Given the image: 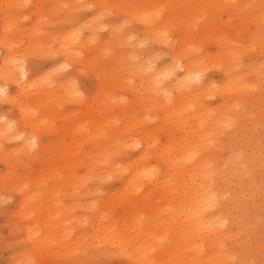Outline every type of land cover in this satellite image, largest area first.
<instances>
[{
    "label": "bare ground",
    "instance_id": "1",
    "mask_svg": "<svg viewBox=\"0 0 264 264\" xmlns=\"http://www.w3.org/2000/svg\"><path fill=\"white\" fill-rule=\"evenodd\" d=\"M145 1L142 5L126 0L127 4L119 7L105 0H72L75 4L81 2V7L76 9H88L90 16L83 19L79 16L80 11H73L77 15L59 21L71 22L63 26L65 28H45L47 36L29 39L21 50L14 49L17 40L8 38V27L4 26L0 17V105H8L15 113H0V143L2 140L21 138L15 147L17 151L35 161L31 152L37 146L34 154L42 159L40 167L26 175L31 184L30 193L23 195L22 188L21 191L17 188L20 200L15 203L14 216L24 220L22 230L25 239L40 259L41 255L48 253L44 247L45 241L49 240L46 237L51 236V229L55 231L57 227L46 221L49 218L47 209L40 210L42 208L35 204V200L42 196L39 185L44 179L54 181L82 148L79 156H90L95 183L106 177L122 178L121 192L132 188V191L140 190L135 191L136 200L132 206L130 201L120 200L119 197L116 200L123 213L127 209L137 213L145 207L147 218L135 219L144 221L136 223V231L142 224L149 223L146 233L126 240L118 236L119 232L113 234L116 229L104 222L106 207L101 205L98 214L92 213L85 219L89 222L88 227L84 226L85 221L81 218L73 229H77L80 237L86 236L89 231L93 234L91 243L94 245H80L92 257L102 254L99 249L102 246L113 248L135 264H224L220 261V253L224 254L226 264H232L236 256L239 257L238 264H247L245 254L249 251L248 255L259 263L264 257V228L260 223L250 221L245 228L246 231L257 230L261 240L259 245L239 241L225 248V240L235 236L237 230L231 227L240 228V217H253L254 220L253 205L264 202L263 151L258 148L257 136L250 133L242 119L243 114L234 110L235 105H230L229 101L232 98L238 104L243 97L241 106L248 116L258 114L264 122V111L260 110L264 109V90L249 97L246 93L248 89L253 90L252 85L246 86L247 91L242 92L233 70V61L241 59L247 77L264 78V46H255L256 60L242 57L254 44L252 34L260 29V17L252 10L246 12L245 20L250 17L251 20L237 27L248 39L249 46L237 50L226 45L225 38L230 30H221L213 21L217 20L221 10H228V5L232 7L231 1H234L236 10L241 11L247 0H196L200 6L198 9L197 5L189 6L185 0V19L180 18L183 15L175 14V9L159 12L161 7H156L154 0ZM37 7L31 8H34V14ZM107 12H112L110 21L96 23L98 16L107 15ZM199 18H203V23L196 26ZM34 19L39 20V16L35 15ZM126 22L132 24L128 28L129 40L126 44L129 46L130 60L127 64L130 68L126 71L127 58L116 55L122 61L119 73L123 75L116 80L112 64H105L87 50L98 30L106 28L107 35H114L118 29L125 28ZM200 38L214 41L220 53L200 54L196 49ZM116 42L114 49L117 45L121 46L118 38ZM140 45L144 48L139 49ZM43 57L49 58L50 62L41 68L37 59ZM212 73H216L217 77L213 78ZM134 76L138 83L132 86L129 80ZM79 77L90 83L89 88H80ZM203 91L208 95L215 92V101H202ZM124 92L136 102L132 103L129 99L127 103L131 104L123 106V101L117 96L124 97ZM110 96H115L114 101L124 107L129 127L137 124L134 114L141 111L151 114L150 120L157 117L152 108L157 109L162 116L160 123L166 129L162 138L157 141L153 138L154 133H158L155 130L137 136L125 127L118 128L107 114L105 118H100L101 112L111 106L108 104ZM79 97L83 98L82 102ZM70 102L79 104V110L88 109L89 114H79L82 117L88 115L89 123L86 125L83 120L76 121L75 116H70L64 118L67 125L52 127L50 121L53 119L44 113L46 107L56 109ZM98 105H102L101 108ZM68 123L74 127L69 128ZM231 125L236 133H227ZM218 135H222V141H219ZM43 136L49 138L42 141ZM242 137L247 138L246 144H243ZM128 149L136 150L135 158L130 161L122 159V167H116V163L110 169L99 167L102 157ZM59 159L63 162L62 168L56 164ZM235 172L236 180L230 181V175ZM253 175L259 177L258 184ZM70 182L67 180L66 184ZM145 185L154 193H140ZM253 186L252 194L246 198ZM52 191H57V187L53 186ZM29 219L39 221L34 228L36 233L27 226ZM13 227L17 229L18 225L15 223ZM155 229H159L160 233L151 234ZM168 237L170 239H166ZM160 239L173 241L161 254L163 245ZM183 245L184 253L180 249ZM190 253L191 259L188 258ZM43 260L44 257L41 263Z\"/></svg>",
    "mask_w": 264,
    "mask_h": 264
},
{
    "label": "rangeland",
    "instance_id": "2",
    "mask_svg": "<svg viewBox=\"0 0 264 264\" xmlns=\"http://www.w3.org/2000/svg\"><path fill=\"white\" fill-rule=\"evenodd\" d=\"M49 1V2H48ZM72 0H0V17L3 19L2 23L4 26L8 27V38L10 40H17V43L14 44L15 50H21L28 44V40L34 38H43L47 36L48 33L45 32V28L47 30L50 29H62L65 28L63 26H67L69 23H60L61 19H70L74 15H77L76 12L80 11L79 16L83 19H86L90 16L88 9H76L81 7L79 2L78 4L72 3ZM109 3L117 4L119 7L125 6L127 4L126 0H105ZM138 4H144L145 0H133ZM142 1V3L140 2ZM189 2V6L197 5V9L200 7L197 4L196 0H187ZM232 7L227 6L228 10H221L219 12V17L217 20L213 22L220 27L221 30L229 29V34L227 38H225V42L227 46L236 48H247L249 46V42L247 38L243 37V34L239 30L238 24L244 23L246 20H251L247 17L246 12L254 11L260 17L259 25L260 29L255 31L252 35H254V44L252 48H249V51L244 52L243 56L241 53H238L242 57H249L253 60L257 58V48L260 46H264V0H247V3L242 7L241 11L236 10V5L234 1L230 2ZM37 7V13H33L32 7ZM154 5L156 7H161L159 12L162 9H175L174 13H178L183 15L185 13L187 5L185 4V0H175L172 3V0H154ZM88 14V15H87ZM188 14V13H187ZM35 15L39 16V20L34 19ZM112 12H107V15H100L96 20V23H106L110 21V16ZM120 15V14H116ZM114 15V16H116ZM187 15H183L180 17L181 19H185ZM114 18V17H113ZM203 18H199L196 21V26H201ZM119 20H122L119 17ZM227 20V22H225ZM51 25V27H50ZM108 25H103V27ZM132 26L131 23L126 22L124 29H118L117 34L107 35L106 28H101L94 34V41L90 43L88 47V53L94 56H98L101 61H104L105 64H112V66L116 70V74L114 77L116 80H120L123 78L122 73H119L122 68V61L116 57L126 59V64L129 62V54L127 52L128 45L127 41L129 36V29ZM194 26V28L196 27ZM48 27V28H47ZM252 29L249 31L251 33ZM116 38L120 40L121 46L117 45V48L114 49V45L116 42ZM123 42V43H122ZM117 43V42H116ZM257 45V48L255 46ZM241 46V47H239ZM143 49L144 46L140 45L139 49ZM196 49L199 50L200 54H209L215 55L220 52L216 49L215 42H208L206 38H200L198 43L196 44ZM85 55V54H84ZM82 55V56H84ZM85 58V57H84ZM85 60V59H84ZM37 61L40 63L41 68L46 67L50 59L43 57L38 58ZM25 62V61H24ZM234 63V72L237 74V78L239 81V87L242 92L247 91L246 86L252 85L250 87L253 90L248 89L249 97L254 93L259 94L262 90H264V78H258L254 75L252 77H247L246 73L243 70L242 60L239 62L236 60ZM240 63V64H239ZM130 66L127 64L126 71L129 70ZM68 68H64L63 70H67ZM100 71V70H98ZM207 74H210L207 72ZM212 77L216 78L217 74L212 73ZM83 77H79L78 82L79 86L82 90L89 88L90 83L87 80L82 79ZM130 84L132 86L138 83V79L136 76L132 77L130 80ZM77 84V82H75ZM214 88L217 89L218 85L215 84ZM214 91V90H213ZM124 97L117 96L123 101V106L129 101L136 102L134 99L128 97L127 92H124ZM94 97V96H93ZM96 98V97H95ZM106 98V97H104ZM115 96L108 98V104L111 106H107L99 115L100 118L104 117L107 114L108 118L112 119L114 125L116 127H125L129 129L132 133H136L137 136L146 135L152 130L157 131L158 133H154L153 138L157 141L162 138L163 132L166 130L165 125L160 123L161 114L155 109L154 111L157 114V117L148 119L151 114L146 115L145 112H138L133 115V118H136L137 124L135 126H128V118L125 115V111L122 105L117 104L115 100ZM80 101H83L82 97H79ZM202 101L205 103H211L215 101L216 96L208 95L206 91L202 92V96L200 97ZM243 97L237 101L234 99H230V105H235L233 108L237 110L239 113L243 114L242 119L245 120L246 125L251 130L250 133H255L258 138L257 145L258 148L261 147L263 153L261 156L264 157V122L260 120L258 114H250L248 116V112H245L241 106V102ZM127 103L126 106H129L131 103ZM114 103L116 105H114ZM216 102L213 103V106ZM102 105H98V108H101ZM79 104L67 103L56 109H52L51 106L46 107L44 110L45 115L48 116L49 119H53L50 121L52 127L62 126L64 124L67 125V122L64 118H69L70 116H75L76 121L83 120L84 124L89 123V116L82 117L79 112H85L89 114L88 109L79 110ZM73 110H76L75 112ZM261 112L264 109H260ZM5 112L10 115H14V111L6 104L0 105V113ZM264 119V118H263ZM117 120V121H116ZM141 123V124H140ZM69 128L74 127V125L69 124ZM153 133V132H152ZM227 133H236V129L233 125H231ZM246 137L248 135L244 134ZM219 137V135L217 136ZM246 137L243 138V144ZM49 137H42V141L48 139ZM21 138H16L14 140H2L0 143V264H135L122 254H118L113 248H103L99 246V249L102 251V254L98 257H92L91 254L84 249L81 248L80 245L86 244V246H92L91 242L93 241V234L89 231L86 236H78L77 229H74V225L79 219H87V217L92 214H98V207L101 205H105L106 211L104 212V222L109 223L116 230L113 234L118 233V236H122L128 240L129 238L134 237L135 235H140L147 232L148 224H142L140 229L136 231V223L144 222L143 220L135 221L136 218H147L145 207H143L139 212L134 213L130 212L128 209L125 213L122 212L121 208L118 206L119 203L116 198L124 199L130 201L129 204L132 206L135 198V189H130V191H122L121 188L123 186L122 178H108L106 177L103 181L95 183V176L91 173L92 161L90 156H79L83 149L81 148L74 155V160L68 165H65V169H63L60 173L57 174V177L52 180L44 179V182L39 185V189L42 192V196L35 200V204L42 208L40 210L47 209V215L49 218H46V221L51 222L54 226L57 227L55 231L51 229V236L49 235V240L45 241L44 247L48 251V253H42L40 256L35 254V251L32 250L31 246L28 244V241L25 239L24 231L22 230V226L25 225L24 220L14 216V212L16 210L15 203L20 200V191L22 188L23 195L30 193L31 184L27 179V174L32 171H36L40 165L42 164V159L38 158L36 154H34L35 149L37 150V146L34 151L31 152L32 158H36L35 161H31L30 159L23 156L22 153L17 151L15 148L18 146V142ZM219 141H222V135L219 137ZM107 142L105 141V144ZM159 143V142H157ZM2 145V147H1ZM109 149V146H107ZM110 150V149H109ZM111 153L114 151H110ZM136 150H123L121 152H114L113 155H109V157H100L101 163L99 167L104 170L105 168L110 169L109 167H122L123 161L125 160H133L135 158L134 154ZM7 154V155H6ZM79 156V157H78ZM40 159V160H39ZM62 160H58L56 164L61 165ZM114 163L115 166H114ZM62 168V165L60 166ZM101 170V171H102ZM100 171V173H101ZM259 177L253 175V180L258 184ZM70 180L69 184H66V181ZM236 180V172L230 175V181ZM57 187V191H52L53 186ZM13 186L14 189L12 188ZM50 187V188H49ZM16 188V191H15ZM20 188V191L17 190ZM254 186L248 192L246 198L249 194H252ZM139 192L140 190L137 189ZM136 191V192H137ZM145 195H150L154 193L150 190L149 186H144L141 190ZM38 192V190H37ZM122 195V196H121ZM121 196V197H120ZM154 194L153 197H155ZM164 200V199H163ZM140 205V204H139ZM254 220L253 217H240V228L231 227L233 230H237L233 239L225 240V248H228L230 245H234L235 243L242 242L243 244L254 243L259 245L261 243L260 237L257 234V230H251L253 234L251 235V231H246V223L250 221H254V223L261 224L264 228V202L254 204ZM88 209V210H87ZM72 221H70L71 219ZM30 223L25 220L27 226L35 232V229L39 224L37 219H29ZM149 221V219H146ZM15 223L18 225V228L15 229L13 225ZM33 223V224H31ZM74 223V224H73ZM84 226L88 227L89 222L85 221ZM150 226V225H149ZM44 229L43 231H46ZM89 230V229H87ZM41 230L39 231V233ZM151 234L160 233L159 229H155L150 232ZM43 235V233L41 234ZM43 236H47L44 234ZM96 238V236H95ZM54 239V241H53ZM170 239V237L166 238ZM161 240V239H160ZM163 247L160 250V254L164 252L165 248L170 246L173 241L168 240L160 241ZM164 242V243H163ZM29 245V247H28ZM102 247V248H101ZM185 252L184 245L180 247ZM264 249V248H263ZM114 251V252H112ZM262 251V250H261ZM206 253H210L205 251ZM182 253V254H183ZM249 251L245 254L247 264H264V257L261 258V262L256 263L254 258L248 255ZM90 254V255H89ZM155 256V255H154ZM220 261L224 264L226 259L223 253H220ZM44 257L43 263H41V258ZM189 259L192 258L191 253L188 256ZM19 259L21 261H19ZM23 259V260H22ZM232 264L239 263V257H235V260L231 262Z\"/></svg>",
    "mask_w": 264,
    "mask_h": 264
}]
</instances>
